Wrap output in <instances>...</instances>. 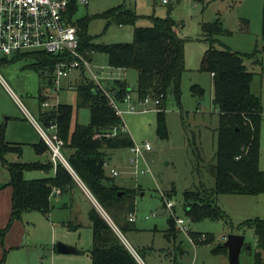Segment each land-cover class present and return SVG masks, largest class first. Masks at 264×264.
<instances>
[{
  "label": "rangeland",
  "instance_id": "obj_1",
  "mask_svg": "<svg viewBox=\"0 0 264 264\" xmlns=\"http://www.w3.org/2000/svg\"><path fill=\"white\" fill-rule=\"evenodd\" d=\"M74 7L72 10L74 23L77 27L81 22L87 24V37L95 45L133 43L136 27H151L154 25V18L169 17L179 24L176 29L177 34L185 40L186 72L182 77L180 103L173 95H168L163 105L166 137H162L158 132V110L153 109L144 113L130 112L128 110L130 102L119 105L123 111L122 120L134 143L138 145L149 143L152 146L150 151L144 149V152L136 158V162H132L135 156L130 149L109 151L110 154L108 152L110 166L107 174L111 175L110 170L113 167L119 169L123 173L115 178L116 182L136 191L135 229L139 231L125 233L126 240L138 250L142 260L147 264H230L228 249L220 245L226 242L230 234L241 232L245 235L247 245L240 254V264H255L258 248L254 230L246 228L239 231V228L240 224L248 220H264L263 195L218 196L216 203L221 209L223 208L232 224L208 219L191 223L190 232L205 234L209 239L206 238V244L192 246L185 236H181L180 241L184 250L182 253L176 251L174 245H168L164 233L160 232L168 229L170 215L164 207L161 192H167L169 195L164 193L167 197L172 195L169 198L175 205V216L188 220L184 208V193L196 190L201 185L209 190L215 187L211 169L216 163V128L219 126V118L218 110L213 104L211 76L200 70L204 52L209 47L202 33V24L220 19L227 33L217 37L216 47L252 54L255 50L259 51L264 47L262 38L264 0H204V3H196L194 0H171L169 4H165L162 0H90L88 5L75 4ZM118 7L134 11L139 19L133 25L121 26L114 21V18L104 16ZM36 53L43 52H24L8 58H0V125L3 123L5 125L6 141L21 145L23 150L20 159L15 154L6 156L9 162L17 160L32 163L38 159L33 146L40 142L41 136L33 122L38 121L40 112L49 108H43L39 98L41 76L33 68L38 64V60L33 56ZM257 58L262 60L261 64L256 63L255 59L247 58L245 65L254 73L252 91L260 95L264 110V53L259 51ZM93 59L97 66H103L99 75L108 76L112 68L109 67L107 56L97 51L93 52ZM129 71L131 74L128 77V84L135 100L137 80L133 75L136 71ZM76 82L78 84L80 82L77 74L72 76L73 85ZM194 85L204 90L203 97L193 95L191 88ZM44 89L45 93L47 91L51 94L50 104H68L74 106L76 110L75 88L70 90L63 84L57 96L52 93L50 87L45 86ZM198 108L202 110L201 113L197 111ZM25 110L33 119H28ZM90 118L88 109H79L75 112L72 124L73 126L77 122L89 124ZM47 132L51 134L50 131ZM48 158H51L50 155ZM260 160V168L264 169V115ZM43 175H45L43 171H28L24 177L30 180ZM73 176L78 186L71 198L73 213L70 210H62L61 205L59 206L61 200L54 198V210L50 218L40 212L32 211L25 212L27 214L24 213L21 220L24 217L30 241L33 238L46 242L44 229L47 227L51 233L55 232L57 243L76 246L83 252L80 257L87 259L88 256L84 251L92 248L93 244V230L88 217L92 207H95L112 225L120 238L121 235L84 184L74 174ZM64 199L70 201V197L65 196ZM74 213H77L78 221L72 223H80L82 226L71 229L69 223L72 218L75 219ZM147 216L149 220L146 219ZM156 226L158 232L154 231ZM48 246L50 247L51 244L46 243L44 247ZM151 246L158 249L167 247L173 253L166 256L165 253L163 255L158 253L157 255L161 257H151L153 255L150 253L146 255L139 250V247L146 249L143 247ZM52 248L53 246L49 249Z\"/></svg>",
  "mask_w": 264,
  "mask_h": 264
},
{
  "label": "trees",
  "instance_id": "obj_2",
  "mask_svg": "<svg viewBox=\"0 0 264 264\" xmlns=\"http://www.w3.org/2000/svg\"><path fill=\"white\" fill-rule=\"evenodd\" d=\"M194 2L204 3V0ZM104 16L114 18L121 26L133 25L139 19L134 11L125 7L110 10ZM72 25L78 31L80 51L88 52L90 60L93 52L98 51L107 56L110 68L136 71L138 79L135 91L138 100L148 97L160 99L158 132L166 137L163 105L168 95H173L180 103L182 77L186 72L185 40L176 31L179 24L170 17L154 18L153 26L135 28L133 43L111 45L93 44L86 34L87 24L81 22L77 27L73 20ZM202 33L209 47L203 55L200 70L213 75V104L219 115L216 163L211 169L215 187L209 190L203 185L185 192L184 208L186 216L193 223L208 219L222 220L231 225L229 216L216 203L218 196L264 194V172L259 168L263 106L261 98L252 91L254 73L245 65L247 58L261 64L262 60L257 55L259 51L264 53V47L252 54L233 52L228 48L218 49L215 45L217 37L227 33L220 19L203 23ZM262 38L264 40V12ZM33 56L38 60L33 68L41 76L39 98L43 104L50 98L49 92H44V87L52 89L59 58L47 53H36ZM78 78L80 82L75 86L76 110L85 108L90 111L89 124L76 123L73 126L76 110L68 104H59L56 108L40 112L37 122L46 129L53 124L57 125L58 136L64 142L63 155L74 175L92 194L118 231L125 235L135 230V223L129 217L135 212L136 191L120 187L114 177L107 175L105 164L109 151L130 149L134 141L128 132L121 131V126H125L123 120L116 115L108 98L88 74L81 70ZM106 85L119 103H123L132 92L125 80H114ZM191 90L193 95L200 98L204 95V90L197 85L192 86ZM115 129L117 135L107 137ZM34 149L38 155H50L44 141L34 145ZM9 154H15L20 159L23 150L21 145L6 141L5 125L1 124L0 164L8 169L10 179L7 186L12 189L10 220L0 232L1 242L13 223L21 220L25 212L37 211L48 216L53 210L52 198L55 194L71 195L78 187L73 173L61 162L56 166L51 158L45 163L9 162L6 158ZM28 171H43L46 177L27 180L24 174ZM53 171L55 175L49 176ZM88 217L93 230V244L88 252L92 264H139L112 225L95 207L91 208ZM240 225L239 231L246 228L254 230L258 248L255 264H264V220H248ZM69 227L75 229L81 225L71 222ZM177 233L174 218L170 215L166 239L171 241ZM190 234L197 245L206 244L209 239L205 235L207 239L203 241V234Z\"/></svg>",
  "mask_w": 264,
  "mask_h": 264
},
{
  "label": "built area",
  "instance_id": "obj_3",
  "mask_svg": "<svg viewBox=\"0 0 264 264\" xmlns=\"http://www.w3.org/2000/svg\"><path fill=\"white\" fill-rule=\"evenodd\" d=\"M162 1L168 4L171 0ZM89 2L90 0H0V58H8L24 52H43L57 56L59 61L55 66L51 89L54 95H58L65 81H68L73 75H79L80 71L83 70L108 98L116 115L122 119L123 111L119 107L120 103L107 89L106 80L93 70L89 53L80 51L78 31L72 25L74 5H88ZM70 88L72 89V87ZM123 102H130L128 108L130 112L144 113L153 109L161 110L160 99L148 97L144 100H138V98L134 100L131 94H128ZM58 105V103L56 105L50 104L49 100L42 104L43 108L46 109L56 108ZM33 123L42 140L48 146L54 165L56 166L58 162H61L74 174L63 155L64 142L58 136L57 125L53 124L46 129L36 121ZM47 131H50L51 134ZM121 131L127 132L126 127L121 126ZM116 135L117 130L115 129L107 137H115ZM144 149L150 151L152 146L149 143L143 145L134 143V146L130 148L131 153L135 156L132 158V162L137 161L136 158L144 152ZM112 174L118 176L119 173L112 170ZM165 206L174 218L176 230L188 236L189 240L194 243L189 235L190 219L186 220L175 216L172 201L165 200ZM129 220L135 221V215L131 214ZM205 239L206 236L202 235L201 240L204 241Z\"/></svg>",
  "mask_w": 264,
  "mask_h": 264
},
{
  "label": "crops",
  "instance_id": "obj_4",
  "mask_svg": "<svg viewBox=\"0 0 264 264\" xmlns=\"http://www.w3.org/2000/svg\"><path fill=\"white\" fill-rule=\"evenodd\" d=\"M90 61H91L92 66H93V70L96 73L100 74V70H101V68L103 66H97L94 63L95 61L93 59V54L91 56V60ZM129 74H131L129 70L113 69L112 68V71L108 74V76L106 75L103 78L106 80V84H108L109 82H112L114 80H125L126 82H128L129 81V79H128ZM133 76L135 77L136 80L138 79L137 72ZM210 76H211V79H212V86H213V75H210ZM63 84L65 86H67V89H70L71 90L70 87H72V89L73 88H76L75 86H76L77 82L73 85V83H72V77H71L68 81H65ZM212 89H213V87H212ZM253 93L256 94L257 96H260L254 90H253ZM131 94H132V92H131ZM197 111L200 112L202 110H200V108H198ZM263 115H264V110H263ZM27 117H28V119H30V118L33 119L29 114H27ZM218 118H219V115H218ZM34 121H36V120H34ZM84 125H87V124H84ZM218 128H219V126H218ZM218 128H216L217 133H218ZM36 131H38L37 128H36ZM41 141H43L42 138H41V140H40L39 143H41ZM39 143H37V144H39ZM37 144H35V145H37ZM216 150H217V138H216ZM112 151H114V150H112ZM109 154H110V152H109ZM215 155H216V151H215ZM47 158H48V154L38 155V159L35 162L45 163L47 161ZM260 159H261V156H260ZM10 162H12V161H10ZM13 162H17V160H15ZM25 163H27V162H25ZM105 166H106L105 169H106V173H107V169L110 166L109 159H107V162H106ZM259 168H260V163H259ZM112 170L117 171L119 173L118 176H114L112 174ZM260 170L264 172V169H261L260 168ZM122 173L123 172H121L119 169L113 167L110 170V174L111 175H108V174L107 175L110 176V177H114V179H115V178L119 177ZM54 175H55V171H53V173L50 174L49 176H54ZM44 177H46V175H43L40 178H36L35 177L34 179H41V178H44ZM9 179H10V176H9L8 169H6L5 167H1L0 168V232L3 229H5V227L9 223L10 215H11L12 189L7 186V183L9 182ZM34 179H30V180H34ZM116 183L120 187H122L124 189H132L130 187H126V186L122 185L119 182H116ZM201 186H203V185H201ZM76 189L77 188H75L73 190V192H72L71 195H69V194H66V195L55 194L54 197L52 198V205H53L54 198L60 199L61 200V202L59 204V206L61 205L60 208L62 210H67V211L70 210L71 213H73L74 212V210H73V201H72L71 198L74 196V192H75ZM164 193H166L167 195H169V194L167 192H165V191L164 192H161V197H162L161 199L163 201L164 207L166 208V206H165V200L172 201L171 198H169L172 195L170 194V196L167 197V195L164 194ZM143 195H145V194H143ZM163 195H164V197H163ZM65 196L70 197V201H65V199H64ZM257 196H259V195H257ZM263 196H264V194H263ZM174 209H175V205L173 207V211H174ZM53 210H54V206H53ZM53 210H52V212H53ZM52 212L48 216H45V215L44 216L47 217V218H50ZM169 213L171 215V212L170 211H169ZM25 214H27V213H25ZM74 214L76 215L75 216V219L72 218V220H70L71 222H77L78 221L77 220L78 219L77 213H74ZM133 215H135V213H133ZM170 215H169V217H170ZM146 219L149 220L148 216H147ZM24 221H25L24 220V217H23L22 220L15 221L13 223V225L11 226L10 230L8 231V233L5 235L3 242H1V239H0V264H55V263H58V264H92L91 257H90V255L88 253L91 248L89 250L84 251V253L88 257H87V259H83V258L80 257V256L83 255V252L80 251L79 248H77L76 246H71L72 244L69 245V244H66V243H63V242L57 243V241H56L57 238H56L55 232L54 233H51V231L48 230L47 227H45V229H44V234L47 237V241L46 242H43L42 240H33V238L30 241L29 240V238H30L29 230H28V227H27V225L25 224ZM133 222L136 223V215H135V221H133ZM191 223H193V222L191 221L190 222V225H191ZM77 224H80V223H77ZM80 225L82 226V224H80ZM158 230L159 229L156 226L155 229H154V231L158 232ZM168 230H169V227L165 231H163V230L160 231V232H163L164 233V238L165 239H166V236L165 235H166V233H167ZM135 231H139V229L136 228ZM190 233L191 232H189V235L191 237V234ZM235 233L236 234H239V235H244L241 232H235ZM119 234L121 235V238H122L123 242L126 244V246L129 248V250L132 252L133 256L136 258L137 262L139 264H147V263H145L142 260V258H141L142 256L140 255V253L138 252V250H135V248L132 245H130V243L126 240V238L124 237V235H122L120 232H119ZM203 235H205V234H203ZM181 236H185L186 240L192 246H198L195 242H194V244L191 243V241L189 240V237L188 236L183 235V234H181L179 232L177 233V235H176L175 238L171 239V241H168L166 239L168 241V245L169 244L170 245H174V249L176 251L179 250L182 253H184V250H182V244L183 243H182V241H180V237ZM46 243H50L51 246L50 247L48 246V247L51 248L53 246V248L52 249H49L48 247H44ZM59 244H65V245H67V246L75 249L77 251V253L60 254L58 252V245ZM245 244H246V239H245ZM140 248L141 247H139L140 252H142V253H144L146 255L148 253H150L151 255H153L151 257L159 256V255H157L158 253H161L162 255L165 253V256L166 255H172V253H173V251L170 248H167V247H165L163 249H158V248H156L154 246H151V247H143V248H146V249H140ZM58 255H61V256L59 257ZM159 257H161V256H159ZM228 260H229V256H228Z\"/></svg>",
  "mask_w": 264,
  "mask_h": 264
},
{
  "label": "water",
  "instance_id": "obj_5",
  "mask_svg": "<svg viewBox=\"0 0 264 264\" xmlns=\"http://www.w3.org/2000/svg\"><path fill=\"white\" fill-rule=\"evenodd\" d=\"M220 246H224L228 249V256L230 264H240V254L242 249L245 246V236L239 234H230L224 244ZM58 252L60 254H72L77 253V251L65 244L58 245Z\"/></svg>",
  "mask_w": 264,
  "mask_h": 264
}]
</instances>
